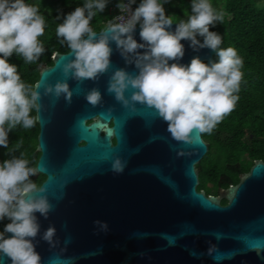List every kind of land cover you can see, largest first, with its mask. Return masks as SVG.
<instances>
[{
  "label": "water",
  "instance_id": "obj_1",
  "mask_svg": "<svg viewBox=\"0 0 264 264\" xmlns=\"http://www.w3.org/2000/svg\"><path fill=\"white\" fill-rule=\"evenodd\" d=\"M139 32L138 25L134 38L143 43ZM181 43L180 63L195 56L215 60L213 50ZM111 47L112 67L95 81L65 75L64 65L75 59L70 50H55L53 63L39 66L40 155L34 168L46 178L38 187L45 192L36 195L53 206L46 219L37 213L42 264H264V160H254L220 195L198 189L197 164L208 142L198 130L190 143L176 141L154 109L117 101L107 91L112 72L138 69L114 42ZM65 80L70 102L47 91ZM93 88L103 96L95 106L86 99ZM117 157L124 164L120 173L112 170ZM222 197L229 202L222 204ZM49 226L55 228L51 243L41 238ZM0 264L11 261L0 256Z\"/></svg>",
  "mask_w": 264,
  "mask_h": 264
},
{
  "label": "clouds",
  "instance_id": "obj_2",
  "mask_svg": "<svg viewBox=\"0 0 264 264\" xmlns=\"http://www.w3.org/2000/svg\"><path fill=\"white\" fill-rule=\"evenodd\" d=\"M134 4L136 0L117 3L120 15L113 11L115 17L100 31L90 22L97 12L105 11L108 0H85L82 6L62 14L56 34L75 57L63 71L79 82L97 80L112 67L114 42L138 72L117 68L109 78L107 91L125 107L140 104L154 109L173 139L190 143L195 131L210 133L235 108L243 60L235 48L220 47L221 34L210 30L224 18L210 0H191V14L185 12L187 19L176 22L160 0H140L133 9ZM126 12L129 14L123 15ZM138 25L143 43L134 38ZM44 31L45 18L37 5L26 0H0V147H9V134L18 125L28 129L36 123L30 113L40 94L21 79L18 66L10 58L16 54L24 63L37 61L45 51L39 39ZM183 40L190 41L194 51L213 50L217 59L205 63L195 56L189 64L180 63L185 55ZM47 91L57 97L63 94L69 102L73 94L66 80L49 85ZM129 91L130 97L126 95ZM86 99L95 106L103 96L93 88ZM123 169L121 159L115 158L112 170L120 173ZM36 171L29 167L23 153L0 163V221H10L0 231V256L9 258L11 264H42L36 243L41 233L37 213L46 219L53 206L47 196L36 195L45 192L30 179ZM54 234L55 228L49 226L41 238L51 243Z\"/></svg>",
  "mask_w": 264,
  "mask_h": 264
},
{
  "label": "trees",
  "instance_id": "obj_3",
  "mask_svg": "<svg viewBox=\"0 0 264 264\" xmlns=\"http://www.w3.org/2000/svg\"><path fill=\"white\" fill-rule=\"evenodd\" d=\"M128 0H108L104 12H97L90 22L94 30L100 31L106 21L115 13L110 10L117 3ZM27 3L39 7L40 14L45 18L44 35L39 37L45 51L33 63H24L22 57L16 54L10 62L18 66L21 79L34 87L39 79V66L43 63L52 64V54L55 50L69 51L66 43L56 34V28L62 23V14H67L77 6H82L85 0H26ZM169 15L174 14V21L187 19L185 12L191 14V0H160ZM140 3L136 0L135 7ZM213 8L224 13L223 21H216L210 30L219 32L222 36V48L232 47L237 50L243 60V73L239 97L235 108L203 137L209 144V150L197 164L200 184L198 189L207 193H216L219 185L227 186L229 181H220L221 174H227L233 181L238 179L239 170H247L249 158L264 159V0H210ZM203 39L202 37H199ZM215 58L217 59L216 55ZM36 106L31 115L36 118ZM7 127V125H5ZM40 125L36 120L32 128L25 129L18 125L9 134V147H0V163L21 153L29 161V167H35L40 152L37 151ZM240 167V168H238ZM46 175L39 174L30 179L41 185ZM8 220L0 221V231Z\"/></svg>",
  "mask_w": 264,
  "mask_h": 264
},
{
  "label": "flooded vegetation",
  "instance_id": "obj_4",
  "mask_svg": "<svg viewBox=\"0 0 264 264\" xmlns=\"http://www.w3.org/2000/svg\"><path fill=\"white\" fill-rule=\"evenodd\" d=\"M216 59V58H215ZM90 120H88V122H89ZM113 142H115V139L113 138ZM246 156V159L247 160H250V165H249V168L247 169V170H239L238 171V179H237V181H233V180H231V178L230 177H228L229 175H227V174H221V176H220V181L221 182H223V181H229V184L227 185V186H224V185H219V187H218V190H217V192L216 193H207V195H210V194H214V195H220L219 194V189L220 188H227V187H229L230 185H235V184H237V183H239V181H240V175L242 174V173H245V172H247V171H249L250 170V168H251V166H252V164H253V162H254V160H256V159H258V158H261V159H263L262 157H256V158H249V156L247 157V155H245ZM264 160V159H263ZM238 168H240V167H238ZM229 201H228V199H226L225 197H222L221 198V203L222 204H227Z\"/></svg>",
  "mask_w": 264,
  "mask_h": 264
},
{
  "label": "built area",
  "instance_id": "obj_5",
  "mask_svg": "<svg viewBox=\"0 0 264 264\" xmlns=\"http://www.w3.org/2000/svg\"><path fill=\"white\" fill-rule=\"evenodd\" d=\"M125 3H128V1H126ZM117 5V4H116ZM116 5H114V6H111V8H110V10H112V11H115V10H117L118 12H119V15H120V11H119V9L116 7ZM133 7V9L135 8V6L133 5L132 6ZM129 13H124L123 15H125V16H127Z\"/></svg>",
  "mask_w": 264,
  "mask_h": 264
},
{
  "label": "rangeland",
  "instance_id": "obj_6",
  "mask_svg": "<svg viewBox=\"0 0 264 264\" xmlns=\"http://www.w3.org/2000/svg\"><path fill=\"white\" fill-rule=\"evenodd\" d=\"M247 163H250V160Z\"/></svg>",
  "mask_w": 264,
  "mask_h": 264
}]
</instances>
